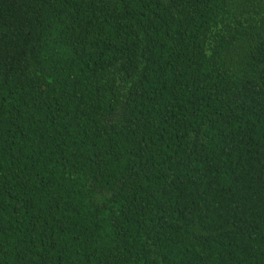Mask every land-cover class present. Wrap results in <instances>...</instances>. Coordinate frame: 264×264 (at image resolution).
I'll return each instance as SVG.
<instances>
[{"label":"trees","instance_id":"obj_1","mask_svg":"<svg viewBox=\"0 0 264 264\" xmlns=\"http://www.w3.org/2000/svg\"><path fill=\"white\" fill-rule=\"evenodd\" d=\"M0 264H264V0H0Z\"/></svg>","mask_w":264,"mask_h":264}]
</instances>
